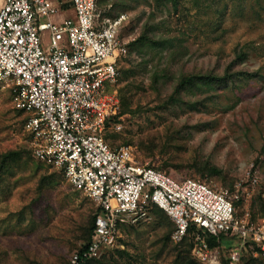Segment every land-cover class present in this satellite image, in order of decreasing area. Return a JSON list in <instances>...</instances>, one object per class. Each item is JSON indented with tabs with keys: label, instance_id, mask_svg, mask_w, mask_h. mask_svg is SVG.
<instances>
[{
	"label": "rangeland",
	"instance_id": "374dc122",
	"mask_svg": "<svg viewBox=\"0 0 264 264\" xmlns=\"http://www.w3.org/2000/svg\"><path fill=\"white\" fill-rule=\"evenodd\" d=\"M123 12L120 35L128 44L145 26L158 43L130 46L120 59L121 128L106 130L107 143L131 146L137 160L175 178L237 191L236 213L263 222L264 0H98L100 18ZM188 75L200 76L177 93ZM27 116L10 89L0 88V163L14 151L0 170V264H68L86 242L96 205L61 169L33 155ZM200 159L220 173L199 176ZM173 229L151 205L145 218L121 228L118 246L89 264H206L189 238L172 239ZM232 243L239 260L231 263V248L219 245L220 264H264L257 245Z\"/></svg>",
	"mask_w": 264,
	"mask_h": 264
},
{
	"label": "built area",
	"instance_id": "2783aa9c",
	"mask_svg": "<svg viewBox=\"0 0 264 264\" xmlns=\"http://www.w3.org/2000/svg\"><path fill=\"white\" fill-rule=\"evenodd\" d=\"M68 9L73 13L51 18ZM127 18L124 12L100 18L98 0H0V88L8 87L15 107L28 114L33 155L61 169L99 209L90 242L69 264L118 246L122 225L145 218L151 205L172 220L173 240L193 227L192 252L206 264H220L219 246L206 235L235 236L264 254V221L236 213L237 191L175 178L137 160L131 146L107 143L106 130L121 128L113 120L120 117L115 82L128 53L129 39L120 35ZM230 248L236 263L240 246Z\"/></svg>",
	"mask_w": 264,
	"mask_h": 264
},
{
	"label": "trees",
	"instance_id": "16d2710c",
	"mask_svg": "<svg viewBox=\"0 0 264 264\" xmlns=\"http://www.w3.org/2000/svg\"><path fill=\"white\" fill-rule=\"evenodd\" d=\"M163 1H165V0H160V2H163ZM151 29H152V26H149V27L148 26H145L144 29L142 30L141 35L138 38H136L132 43H130L131 45L130 44L127 45L128 46V49H129L128 51L129 52L131 51V48H129L130 46H135V44H138V43H139L138 44V48H140L141 44H144L145 42L158 43L157 40H154L153 39V37H149V34L147 32L148 31L151 32ZM152 36H154V35H152ZM158 41H160V40H158ZM209 75H211V74H209ZM199 76L200 75H188V76L182 77L178 81V83H177V85L175 87L176 92L178 93V92H180L181 89L190 88L191 86H193L194 84H196V82L195 81H192V80L198 78ZM116 119H117V117H115L113 120L116 121ZM13 152L14 151H9L7 154H5V155H3L1 157L2 158V162L0 163V170H1V168H3L4 162L8 161L9 155H11ZM194 167H195V171L201 177H207V176L212 175V174L220 173V170L214 164H212L208 159H200V160L196 161L194 163ZM153 206L158 207L157 205H153ZM98 210H99L98 208H95V213H94V215L92 217V221H91V225L89 227V233H88V237L86 239V242L82 246H80L79 248H77L76 250H78V249H81V250L84 249L88 245V243L90 242L91 235H92V232H93V229H94L95 216H96V212ZM124 225H126V224H124ZM124 225H122V227ZM192 228L193 227H190L189 228L188 234L183 239V241L186 240V239H188V238L190 239L191 243H190L189 247H191V248H192V245H193V242H192V234H191ZM206 240H207V242L209 243V245L211 247H215V246L222 245V246H225L224 248L232 247L234 245L232 243L233 241H239V239L237 237H235V236L229 237V236H226V235H220L219 237L213 236V235H206ZM179 256H180V253H179ZM95 259L96 258L87 259L86 261L81 262V264H89V262H91L92 260H95Z\"/></svg>",
	"mask_w": 264,
	"mask_h": 264
},
{
	"label": "crops",
	"instance_id": "0c3cea01",
	"mask_svg": "<svg viewBox=\"0 0 264 264\" xmlns=\"http://www.w3.org/2000/svg\"><path fill=\"white\" fill-rule=\"evenodd\" d=\"M71 13H73L72 10L68 9V10H64V11L60 12L59 14H57L55 16H52L51 18L54 19V20H60L65 15L71 14ZM45 35H46V31H44V33H43V36H45Z\"/></svg>",
	"mask_w": 264,
	"mask_h": 264
}]
</instances>
